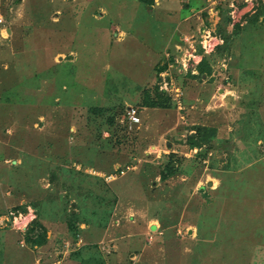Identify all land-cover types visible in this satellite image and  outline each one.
<instances>
[{
	"label": "rangeland",
	"instance_id": "374dc122",
	"mask_svg": "<svg viewBox=\"0 0 264 264\" xmlns=\"http://www.w3.org/2000/svg\"><path fill=\"white\" fill-rule=\"evenodd\" d=\"M0 264H264V0H0Z\"/></svg>",
	"mask_w": 264,
	"mask_h": 264
},
{
	"label": "built area",
	"instance_id": "2783aa9c",
	"mask_svg": "<svg viewBox=\"0 0 264 264\" xmlns=\"http://www.w3.org/2000/svg\"><path fill=\"white\" fill-rule=\"evenodd\" d=\"M208 43L209 42H205V44H204V41L201 42V46L205 51H208V49L211 50L213 48V47L209 48V45L208 46L206 45ZM184 67H186V64H184ZM164 72L159 74V75L162 76V74H164ZM178 92H179V90H178ZM178 96L179 95L176 93V97H178ZM140 122H141V118H140L139 109L137 107L127 105L125 107L123 116L120 119L121 125L124 126V128L132 129L133 127L140 125ZM119 168L120 167H116L114 169L113 173H110V174L104 176L103 180H105V182H107V183L112 182L115 179H117L118 177H120L121 175H124V173H126L127 171H133L134 170V167H132V166H126L123 169H119ZM154 228H156V227H154ZM102 250H104V248H102Z\"/></svg>",
	"mask_w": 264,
	"mask_h": 264
},
{
	"label": "bare ground",
	"instance_id": "6f19581e",
	"mask_svg": "<svg viewBox=\"0 0 264 264\" xmlns=\"http://www.w3.org/2000/svg\"><path fill=\"white\" fill-rule=\"evenodd\" d=\"M206 45H208V44H206ZM209 185H210V187H212L213 186V183L210 182Z\"/></svg>",
	"mask_w": 264,
	"mask_h": 264
},
{
	"label": "trees",
	"instance_id": "16d2710c",
	"mask_svg": "<svg viewBox=\"0 0 264 264\" xmlns=\"http://www.w3.org/2000/svg\"><path fill=\"white\" fill-rule=\"evenodd\" d=\"M160 179H162V180H165V178H164V177H162V176H161V178H160Z\"/></svg>",
	"mask_w": 264,
	"mask_h": 264
}]
</instances>
